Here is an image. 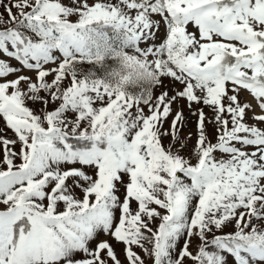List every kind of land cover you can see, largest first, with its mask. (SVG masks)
<instances>
[{"label": "snow or ice", "instance_id": "6c2138e0", "mask_svg": "<svg viewBox=\"0 0 264 264\" xmlns=\"http://www.w3.org/2000/svg\"><path fill=\"white\" fill-rule=\"evenodd\" d=\"M0 264H264V0H0Z\"/></svg>", "mask_w": 264, "mask_h": 264}, {"label": "rangeland", "instance_id": "374dc122", "mask_svg": "<svg viewBox=\"0 0 264 264\" xmlns=\"http://www.w3.org/2000/svg\"><path fill=\"white\" fill-rule=\"evenodd\" d=\"M186 116H188V124L186 126V128L184 129V132L187 133L189 131L195 133V118L191 117L190 113L187 112V110L185 111ZM194 142V140H193ZM117 251L119 252L120 249L117 248ZM123 258V257H121Z\"/></svg>", "mask_w": 264, "mask_h": 264}]
</instances>
